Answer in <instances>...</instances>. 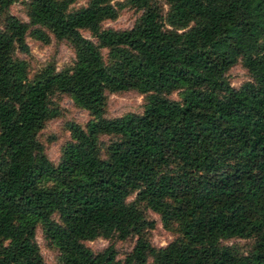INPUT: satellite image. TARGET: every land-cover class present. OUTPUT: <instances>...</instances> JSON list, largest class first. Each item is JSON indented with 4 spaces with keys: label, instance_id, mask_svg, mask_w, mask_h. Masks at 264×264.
Returning <instances> with one entry per match:
<instances>
[{
    "label": "trees",
    "instance_id": "1",
    "mask_svg": "<svg viewBox=\"0 0 264 264\" xmlns=\"http://www.w3.org/2000/svg\"><path fill=\"white\" fill-rule=\"evenodd\" d=\"M12 1L0 0V264H48L36 225L59 251L52 264H264V0H166L178 30L158 0H129L140 12L123 28L100 23L116 14L111 0H27L28 21ZM27 30L65 38L72 62L28 78L12 55L28 50ZM237 61L250 79L235 87L225 72ZM125 89L146 93L142 111L105 116L107 92ZM57 91L89 118L64 122L54 163L37 131L58 114ZM131 193L176 222V237L152 245ZM112 233L135 236L122 258L83 242ZM228 236L252 237L250 248L218 242Z\"/></svg>",
    "mask_w": 264,
    "mask_h": 264
},
{
    "label": "rangeland",
    "instance_id": "2",
    "mask_svg": "<svg viewBox=\"0 0 264 264\" xmlns=\"http://www.w3.org/2000/svg\"><path fill=\"white\" fill-rule=\"evenodd\" d=\"M27 0H13L8 11L24 21H28L26 2ZM88 0H72L69 8H77L84 5ZM116 5V14L112 18H104L100 21L103 27L123 28L132 24L138 16L140 10L130 3L129 0H111ZM162 5L160 20L164 27L181 29L180 26L171 24L167 21L169 5L166 0H158ZM3 27L2 16L0 15V28ZM80 32L96 42V38L92 36L86 28H81ZM46 40H41L27 32L24 40L27 43L28 50L20 51L13 49L12 55L23 60L28 78L40 71L45 65H53L54 68L60 69L70 64L74 58L73 47L65 38H55L50 32H47ZM103 59H107V49L101 47ZM225 78L233 86L240 85L243 81L250 79V74L240 61L235 62L225 72ZM168 96L178 98V91L173 90L167 93ZM50 100L57 106L58 114L45 120L41 128L37 131V138L43 144L44 152L52 161H58L61 156L64 145L70 140V134L64 126L67 120H74L80 125H84L89 118L87 110L76 105L66 93L54 92L50 96ZM146 100V93L139 92L135 89H125L119 91L107 92L106 105L104 115L113 117L126 112H141ZM106 139L107 136H102ZM128 201H134L144 211L145 216L153 222L152 227L147 229L150 243L154 246L164 245L172 240L177 232L176 222L170 221L166 224L162 223L160 215L157 211L145 206L143 202L135 200L134 193L127 196ZM135 236L119 237L116 233L108 236L96 235L90 239H84L83 242L93 251L112 245L116 256L122 258L127 253L134 242ZM35 240L39 252L43 260L52 264L55 262L59 251L57 247L44 235L41 227H35ZM219 243L229 246L236 253H246L250 248L252 237L228 236L221 237ZM145 264H154L151 257L146 259Z\"/></svg>",
    "mask_w": 264,
    "mask_h": 264
}]
</instances>
